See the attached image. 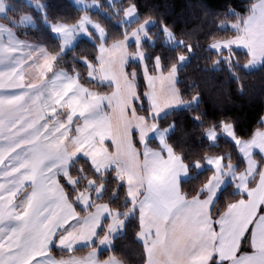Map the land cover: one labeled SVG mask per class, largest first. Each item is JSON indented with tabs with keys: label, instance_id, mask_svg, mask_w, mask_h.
<instances>
[{
	"label": "crops",
	"instance_id": "obj_1",
	"mask_svg": "<svg viewBox=\"0 0 264 264\" xmlns=\"http://www.w3.org/2000/svg\"><path fill=\"white\" fill-rule=\"evenodd\" d=\"M6 1L0 17L9 9ZM236 25V36L228 39L233 44L225 49L240 50L249 57L264 53V0L256 1ZM37 44L22 40L0 21V264H122L113 257L100 259L101 252L111 249L123 232L122 215L107 203H95L94 196L86 209L76 202L88 210L81 215L60 183L63 177L75 185L70 174L74 160L66 149L67 140L82 129V121H74L73 127L67 124L68 115L60 112V105L69 97L66 92L72 76L55 70L58 56ZM112 88L109 94L115 92ZM76 90L65 109L80 101L76 96L85 97L83 90ZM171 108L174 111L182 105ZM110 124L118 129L114 118ZM260 132L263 136L264 130ZM127 137L128 150L117 149L118 143L110 145L105 170H114L127 187L132 203L129 214H138V239L145 246L147 264H213L214 258L216 264H237L238 259L249 264L245 253L264 252V168L254 186L250 185L259 167L256 154L264 159L261 146L243 150L240 145L247 169L238 173L234 165L225 168L222 160L202 195L188 199L181 183L189 178V169L181 158L168 147L153 150L145 165L134 127L128 128ZM231 182L247 198L215 217L216 200ZM37 219L43 225L39 230ZM105 220L106 231L99 237ZM82 249L88 250L78 251Z\"/></svg>",
	"mask_w": 264,
	"mask_h": 264
},
{
	"label": "trees",
	"instance_id": "obj_2",
	"mask_svg": "<svg viewBox=\"0 0 264 264\" xmlns=\"http://www.w3.org/2000/svg\"><path fill=\"white\" fill-rule=\"evenodd\" d=\"M88 1H100L102 4L101 11L93 12L92 16L105 28L107 46L122 40L141 23L154 21L149 29L153 43L145 41L143 44L145 65L150 74L158 72V59L162 72L167 73L178 64L182 55H190L188 63L178 70L177 88L184 101L197 99V102L174 110L158 121L160 127L172 125L167 144L189 169V178L181 183L183 195L188 199L201 196L204 187L214 177L215 170L206 165L208 157H221L225 168L234 165L238 173L245 171L247 164L239 153L237 143L225 137L222 131L225 124H232L236 139L250 140L257 131L264 130V64L248 71L244 67L249 60L246 52H218L211 49V45L236 36V31L230 25L247 17L255 0H118L113 5L107 0ZM6 2L9 9L4 17H0V21L12 28L22 40L41 44L57 55L55 70L78 74L80 84L86 88L106 94L112 92L111 85L88 78L89 66L83 62L86 59L91 65L98 66L99 38L95 34L93 41L82 38L72 49L60 55V40L53 35L51 26L45 24L76 23L83 11L73 0ZM131 5L136 7L138 18L127 24L122 18ZM28 14L35 20V27L20 24L21 17ZM165 28L170 29L181 43L176 46L165 43ZM128 71L136 72L137 111L149 117L147 83L142 64L130 63ZM211 129L219 133L215 143L207 137ZM150 141L155 143V140ZM135 143L139 146L137 138ZM256 159L259 167L251 186H254L264 168V159L258 154ZM70 174L77 180L75 186L69 185L63 177L60 183L81 215L88 210L76 203L75 196L78 191H94V188L87 186L88 181L93 180L103 187L101 196L94 202L107 203L125 219L123 232L115 238L111 249L101 252L100 259L113 257L122 264H147L145 246L138 239L141 228L138 214H129L132 203L127 187L115 176V171L110 170L102 175L89 160L81 157L71 163ZM245 198L246 195L238 193L235 185L229 183L216 200L213 209L215 217H220L230 204ZM107 223L108 220H105L99 237L105 233ZM213 264H216L215 258Z\"/></svg>",
	"mask_w": 264,
	"mask_h": 264
},
{
	"label": "rangeland",
	"instance_id": "obj_3",
	"mask_svg": "<svg viewBox=\"0 0 264 264\" xmlns=\"http://www.w3.org/2000/svg\"><path fill=\"white\" fill-rule=\"evenodd\" d=\"M115 1L118 0H107V2L111 5H113ZM256 1L261 2L262 0H255V2ZM73 2L83 11L81 18L76 23L49 24L48 22H45V24L51 26L53 35L60 40V55H63L68 50L72 49L82 38L93 41L95 39V34L100 40L98 44L100 50L99 65L93 66L86 59L83 60V62L89 66L88 78L100 84L112 85L116 89L112 94L100 93L95 89H89L79 85L80 82L78 80V74L71 75V83L68 88L69 91L66 92L69 97L63 98L61 104L62 106L60 105V112H63L64 115H68L67 124L70 127H73L74 121L77 123L81 120L82 129L80 128L81 130L77 131L78 134L76 136H74V134L73 138L67 140L66 150H68L69 157L71 160L83 157L92 161L94 168L98 170V172H102L101 174L104 175L107 167V163L104 159L105 156H107V151L111 152L110 145L116 147L118 143L120 146L116 147L117 149L120 148V150H128V128L134 127L141 143L139 150H143L142 152L145 157L146 165L148 157L151 154H154L153 150H166L169 147L166 140L171 131L172 125L160 127L158 121L171 112L173 109L171 107H175V105L179 107L181 103L182 108H184L197 102V99L192 102L184 101L180 97L179 90L177 88L178 70L188 63L190 55H182L178 64L167 73L162 72L161 64L158 59L156 61L158 73L150 74L147 66L145 65L146 51L143 48V44L145 41L153 43L149 29L154 25V21L147 20L141 23L122 40L107 46L105 44L107 32L100 22L92 16L93 12L101 11V2L88 0H73ZM1 7H6L4 0H0V9ZM36 8L38 9L37 5ZM137 18V9L134 5H131L125 10L122 21L124 23L131 24ZM241 20L242 19L239 21ZM237 22L230 25L234 31H237L239 27V25H236ZM20 24L25 27L36 26L35 20L29 14L21 17ZM164 31L165 43L171 46H176L181 43L175 38L170 29L165 28ZM241 35L243 38V32ZM232 38L231 40H233ZM239 39L240 38H238V40ZM228 41H217L211 45V49L218 52H222L224 50L233 52L236 49H225V47H228L227 44H233V41H230V43H228ZM263 56L264 53H259L257 55L253 54L244 64V67L248 71L261 67L264 64ZM130 63L142 64L143 70L145 71V78L148 84L146 98L150 107L149 117L139 113L137 111L136 104H134V101L138 99L136 90V72L133 71L130 73L128 71ZM60 82H63V80L60 79ZM76 86L78 90L75 89ZM74 90L78 92L83 90L86 95L85 97L82 96L78 98L76 96L75 99H79L80 101L77 103L74 101V107L72 106V108L67 110L65 109V105H71L69 100H72L71 97ZM74 93L77 94L75 91ZM84 99L86 100L81 105L80 102ZM113 118L117 122L118 129H114L113 125L110 124V120L113 121ZM93 120H96L95 123H93ZM94 124H96V127H94ZM86 126H88V128H86ZM222 134L228 139L235 141L238 147L241 145L243 150H252L255 146H261L262 148L260 150H264V132L263 136H261L262 133L257 131L254 135V139H250L251 141L238 140L236 139L232 124H225ZM218 136L219 133L214 129L207 132V137L212 143L216 142ZM261 137H263V142L259 141ZM150 140H155V143L157 144ZM135 150L137 149L135 148ZM91 158H93V160ZM221 163V157L212 156L207 158V166L215 171ZM49 172H51V170H49ZM73 180L76 185L77 180ZM87 186L94 188V191L88 189L78 191L75 196V201L81 207H85V209L92 202L93 196L97 198L101 196L103 189L102 185H97L93 180H89Z\"/></svg>",
	"mask_w": 264,
	"mask_h": 264
},
{
	"label": "snow or ice",
	"instance_id": "obj_4",
	"mask_svg": "<svg viewBox=\"0 0 264 264\" xmlns=\"http://www.w3.org/2000/svg\"><path fill=\"white\" fill-rule=\"evenodd\" d=\"M39 219L36 221V229L39 230L40 227H42ZM243 239V238H242ZM252 247L255 249L256 245L255 242H253ZM237 251H240V249H237ZM245 258L249 262V264H264V252L258 253V254H248L245 253ZM35 259V257H33ZM237 264H243L242 260H237Z\"/></svg>",
	"mask_w": 264,
	"mask_h": 264
}]
</instances>
